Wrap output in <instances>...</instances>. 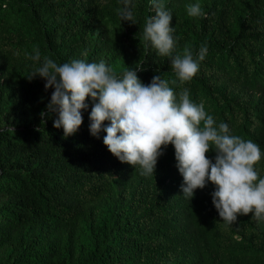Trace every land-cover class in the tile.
Masks as SVG:
<instances>
[{"label": "trees", "instance_id": "1", "mask_svg": "<svg viewBox=\"0 0 264 264\" xmlns=\"http://www.w3.org/2000/svg\"><path fill=\"white\" fill-rule=\"evenodd\" d=\"M162 3L171 56L143 40L151 0H129L135 23L117 14L123 0H0V264H264V221L249 213L226 226L210 182L185 197L172 145L154 175H142L108 151L103 130L91 135L90 97L82 125L65 137L58 114H47L54 88L28 79L41 66L29 58L34 49L41 61H103L117 75L131 68L144 84L160 75L256 143L264 178V0ZM197 3L204 15L190 17ZM201 46L198 73L181 84L171 60ZM206 155L214 162V151Z\"/></svg>", "mask_w": 264, "mask_h": 264}, {"label": "clouds", "instance_id": "2", "mask_svg": "<svg viewBox=\"0 0 264 264\" xmlns=\"http://www.w3.org/2000/svg\"><path fill=\"white\" fill-rule=\"evenodd\" d=\"M123 3L117 14L122 22L135 23L129 0ZM151 6L155 15L146 19L143 40L160 56H171L175 48L172 16L162 0H151ZM187 13L190 17L204 15L198 3L188 5ZM206 54V46L195 53L185 47L182 55L171 60L181 84L194 78ZM29 58L41 66L28 79L39 76L46 80V90L54 88L47 114H58L54 127H62L65 137L75 134L82 125V110L88 107L86 100L90 97L94 102L90 133L98 136L103 130V144L120 162L134 168L138 165L142 175H154L158 158L172 145L185 197L192 199L196 189L210 182L215 187L212 203L226 226L233 225L238 215L249 213L256 221H264V178L255 169L262 156L260 147L232 135L227 123L217 124L203 103L198 105L190 99L188 89L177 95L160 75L144 84L137 70L128 68L117 75L103 61L58 64L47 57L41 61L38 49ZM105 121L110 124L102 128ZM209 151L215 152L214 162L206 155Z\"/></svg>", "mask_w": 264, "mask_h": 264}]
</instances>
